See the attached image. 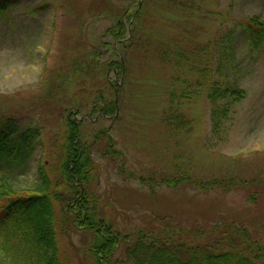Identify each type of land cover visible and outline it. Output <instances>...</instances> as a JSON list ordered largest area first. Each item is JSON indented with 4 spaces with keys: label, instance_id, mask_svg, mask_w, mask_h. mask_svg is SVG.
I'll return each instance as SVG.
<instances>
[{
    "label": "rangeland",
    "instance_id": "obj_1",
    "mask_svg": "<svg viewBox=\"0 0 264 264\" xmlns=\"http://www.w3.org/2000/svg\"><path fill=\"white\" fill-rule=\"evenodd\" d=\"M101 1L24 0L0 15V118L11 116L24 127L41 126L44 131L29 166L14 177L16 189L36 188L42 162L54 178L57 146L53 142L60 143L62 139L64 119L56 109H52L53 113L43 110L48 106L43 98L53 82L62 81L64 73H68L67 63L91 54L95 47L101 50L100 66L122 57L123 47L116 44V50L108 51L103 43L114 42L110 37L103 38V34L114 25L117 13L122 14L127 8L136 12L142 0H103L107 10ZM185 2L192 5L188 12L153 6L146 26L157 37L165 36L167 43L179 44L190 56H196L194 73H189L190 68L180 75L169 72L171 77L193 82L189 85L194 93L192 99L173 105L168 102L164 84L168 75L155 53L144 56L147 60L137 53L130 56L124 78L113 69L108 71L109 80L124 87L114 117L97 115L108 96H91L92 86L93 93L96 87L104 91L103 77L93 83L72 81L76 92L87 95L76 120L81 123L87 144H93V160L99 167L97 179L90 187L95 204L124 234L154 226L162 218L190 227L195 222L213 223L221 215L251 227V222L257 226L264 216V190L258 193L262 195L255 204L250 201L255 189L208 194L161 183L163 176L173 172L187 171L202 179L242 175L251 181L264 171V41L254 48L249 34L236 24L253 17L264 23V0ZM44 4L49 11L37 12ZM183 17L187 19L182 21ZM170 19L174 25L167 23ZM134 22L135 19L130 23ZM216 81L246 93L220 133L214 131L213 105L208 97ZM68 102L78 106L71 98ZM165 116L172 123L178 122V117L190 123L181 136L171 137L163 124ZM103 131L114 139V147L121 153L118 158L108 155L103 148L107 141L96 136ZM56 208L63 263L90 264V234L69 225L63 228V205L57 204ZM254 235L261 236L258 232Z\"/></svg>",
    "mask_w": 264,
    "mask_h": 264
},
{
    "label": "trees",
    "instance_id": "obj_2",
    "mask_svg": "<svg viewBox=\"0 0 264 264\" xmlns=\"http://www.w3.org/2000/svg\"><path fill=\"white\" fill-rule=\"evenodd\" d=\"M22 1L0 0V15L4 16L9 6ZM141 2L136 12L128 11L127 8L124 13H117L114 25L103 34V38L110 37L114 42L103 43L108 46V51L116 50V44L123 47L122 57L118 61L100 66L101 50L95 47L91 54H83L69 61L68 73H64L63 80L54 81L53 87L44 95V103L48 106H44L43 110L53 113L52 109H56L64 119L62 139L60 143L53 142L57 146V152L54 153V178L50 177L45 162H42L38 167L35 189L15 188L13 182L16 173L29 166L44 131L41 126L24 127L11 116L0 118V264H65L58 241L57 204L63 205V228L69 225L90 234L91 242L87 249L90 264H264V216L257 226L251 222V227L221 215L213 223L204 221L202 225L195 222L190 227L174 223L170 218H162L154 226L148 225L124 234L115 228L113 219L99 212L95 204L90 187L97 179L99 167L93 160V144H87L88 141L82 135L81 123L76 120L77 116H81V103L87 95L76 92L73 89L76 85L73 86L72 81L86 83L92 80L93 83L98 77H103L104 91L96 87L93 93L92 86L91 96L97 99L108 96V102L101 104L97 115L114 117L124 87L109 80L108 71L113 69L124 78L131 62L130 56L137 53L147 60L144 56L155 53L169 76L164 78L168 102L173 105L192 99L194 94L192 87H189L193 82L169 74L174 72L180 75L189 68V73H194L196 56H190L179 44L167 43L165 36L157 37L146 26L148 11L153 6H162L165 10L175 12H185L186 9L188 12V6L192 9V5L185 0ZM101 3L103 5V0ZM102 8L107 10V4ZM48 11L46 4L37 10ZM102 14L103 11H100L99 16ZM134 19L136 22L130 23ZM185 19L183 17L181 20ZM236 22L249 34L254 48L263 43L264 23L258 17ZM167 23L174 25L175 21L170 19ZM129 25H132L131 28ZM194 82L200 84L199 81ZM219 82L213 83L208 95L213 105L212 123L216 133L224 130L230 113L246 98L244 91ZM68 98L77 102L78 106L74 103V106L70 105ZM47 116L51 115L47 113ZM164 119L163 124L171 137L181 136L186 124L190 123L179 117L175 123L168 116ZM83 121L86 122L85 118ZM96 136L107 141L103 148L108 155L114 158L120 156L111 136H107L104 131ZM142 179L145 180V177ZM151 180L156 182L154 178ZM161 180L162 184L170 188L185 186L208 194L211 191L228 194L255 189V194L250 198L255 204H258L264 190V171L251 181L242 175L202 179L187 171L173 172ZM260 190L262 192L259 195ZM255 232L261 236L256 237Z\"/></svg>",
    "mask_w": 264,
    "mask_h": 264
}]
</instances>
